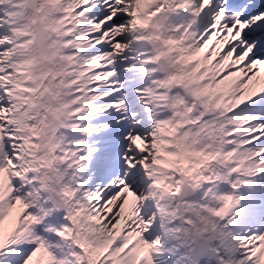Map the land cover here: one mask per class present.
<instances>
[{
  "label": "snow or ice",
  "instance_id": "snow-or-ice-1",
  "mask_svg": "<svg viewBox=\"0 0 264 264\" xmlns=\"http://www.w3.org/2000/svg\"><path fill=\"white\" fill-rule=\"evenodd\" d=\"M137 5L42 0L30 22L0 12V264H113L137 243L147 264H253L264 245V0H153L147 20ZM157 81L183 113L149 104ZM42 106L54 142L32 167L41 153L24 146H40ZM187 125L218 131L193 148ZM236 156L257 167L241 174ZM204 216L214 232L199 229Z\"/></svg>",
  "mask_w": 264,
  "mask_h": 264
},
{
  "label": "bare ground",
  "instance_id": "bare-ground-1",
  "mask_svg": "<svg viewBox=\"0 0 264 264\" xmlns=\"http://www.w3.org/2000/svg\"><path fill=\"white\" fill-rule=\"evenodd\" d=\"M42 2V0H39L38 3L40 4ZM14 4L16 5H11L10 6V9L8 10L7 12V16L8 17H11L13 20H17V19H20L22 17H24V14L26 12V10L29 12V15L27 17V20L30 22L34 17H35V14L33 13V10H29L25 4L24 1L22 0H15L14 1ZM24 27H27V24L24 25ZM156 33V32H155ZM157 34V33H156ZM170 49L172 50V55L168 58L167 61H161L158 65V71L160 69V67L164 70L163 74H165V77L167 74H170L172 71H174L175 69L172 68L171 66V61L176 59L177 56H179L181 53H180V48L183 47V45H180V44H176V45H171L169 46ZM150 52L153 53V55L158 52V51H161V49H158V48H149L148 49ZM136 57H139V56H136ZM178 68V66H177ZM63 71V70H62ZM102 75V74H101ZM91 81V77H88L87 80L84 81V83L81 84V88H84L86 87L87 83ZM158 84L159 82L157 81L156 84H154L152 87L148 88V89H152V88H156L157 90V87H158ZM174 85H171L170 87H173ZM185 91L190 95L191 92H190V89L189 88H185ZM167 92H168V89H163L162 91V94L165 95L166 97V100L164 101H161L159 98L158 100H156V97L154 96V99L156 100V105L159 104L160 108H166V109H169L168 111L172 112V113H183L184 111H179L178 109L176 108H173L172 105L175 103L173 102V97H169L167 96ZM157 93V92H156ZM86 95V93H85ZM158 97V95H157ZM81 100H83V97L81 98ZM87 107V104L84 103L82 104V108H86ZM160 110V109H159ZM90 111V110H89ZM177 117H181V116H177ZM38 119V118H37ZM38 120H41L38 119ZM173 123H175L177 121V119L174 121V118L172 119ZM38 129H39V125H38ZM170 131V129H165L164 133L161 134V138L162 139H167V132ZM184 131H187L188 132V140L187 142L193 147H197L198 145L201 144L202 140L205 139V138H197L196 134L199 132L198 129L194 130V129H191L190 128V125H187L185 128H182L181 129V132H184ZM191 139V140H189ZM35 146L31 145L30 143V138H29V143L27 144V149L25 151V154H28V153H31L32 150H34ZM68 156H71V153H68L67 154ZM243 159H245L244 157H242ZM234 159H236V166L238 167V169L240 170V173L241 174H244L246 172H248L250 169L252 168H255L257 167L256 165H250L248 163V160H246L244 163L242 162H237V159H238V156L234 157ZM178 163H182V161H177ZM31 166H33V164H35V159H33V163L31 161L28 162ZM188 167L190 168L191 167V164L188 165ZM67 171V169L65 170ZM207 175V173H205ZM61 176L63 177V174H61ZM69 179H73L72 177H69ZM258 182H264V180H261V181H258ZM220 186V185H219ZM216 188L214 187V192H227L226 191V188L222 187V189L219 190V187ZM160 197H158L159 199ZM213 204L214 206H218L216 203H215V200L213 199ZM198 220H199V228L200 229H203L205 231H215L214 229V219L211 218L210 216H204V217H198ZM163 235V234H162ZM168 237V236H167ZM165 236V243L168 244V242L170 241V237L167 238ZM135 236L132 235L129 237V239H134ZM170 243V242H169ZM257 248L259 249L255 256H254V261L253 263L255 264H264V245H258ZM64 251H66V248L64 249ZM147 249H145L141 244L137 243L135 249L133 250V252L131 253L130 257L126 260V261H121V260H116L113 262V264H147V261L144 259V257L146 256L147 254ZM166 259H170L169 257H159L158 258V261L159 260H166Z\"/></svg>",
  "mask_w": 264,
  "mask_h": 264
},
{
  "label": "rangeland",
  "instance_id": "rangeland-1",
  "mask_svg": "<svg viewBox=\"0 0 264 264\" xmlns=\"http://www.w3.org/2000/svg\"><path fill=\"white\" fill-rule=\"evenodd\" d=\"M1 1H3V0H0V3H1ZM6 1H8V0H5L4 2H6ZM148 3H150V0H148ZM138 4H143V0H138ZM1 10L2 9H0V12H1ZM119 31H123V29H121ZM161 47H162V44H161ZM161 47H160V49H161ZM159 72L163 73V70L159 69ZM156 92H157L156 88H152V89L146 88L145 96H147V98H149L148 99L149 104H151V101H153V100L156 101L157 100ZM61 94H65V92L63 91L62 86H61ZM154 96L156 97V100L154 99ZM175 99H176V97L173 99V102H175ZM138 102L142 104L143 103V99H141ZM42 107H44V111H45L46 115L43 116V117L37 116V118H39V119L41 118V120H43L44 123L43 124H39V127H40V146L35 148V152H40L41 153L40 158L37 159V165H39V167H43L45 164H47L48 160L51 159V154L48 152L47 148L44 147V145L54 142L53 138H54V132H55V126L52 123L53 116L50 114V110L46 106H42ZM154 107H158V105H155ZM176 108L179 109L180 111H185L183 106H179V107H176ZM162 110H164V109L162 108ZM173 117H174V120L177 119V120H180V121H184L186 117H191V115H185L183 117H177V116L174 115ZM193 119H194V117H193ZM153 127H155V125H153ZM194 130H196V129H194ZM198 130H199V132L196 134L197 138H205V139H210L212 137V135L215 134V131H218V129L208 128L206 126H201V128H199ZM160 136H161V134H160ZM189 140H191V139H189ZM25 149H26V147H25ZM217 164H218V167H222L223 166L222 163H220V161H218ZM33 167H36V165H33ZM48 172H51V174H52L51 177H49ZM44 178L46 180H48L49 182H52L53 178H55L56 182H59V180L62 179L60 174H58L55 169H48V171H46L44 173ZM219 187H220L219 190L222 189V187H224V188H226L227 192L230 191V189L228 188V186L226 184H220ZM58 207L64 208L66 206L63 203H61V204L58 205ZM200 230L201 231H205L203 229H200ZM208 232L212 233L214 231H208ZM168 246L171 247L172 246L171 243L168 242ZM253 264H255V263H253Z\"/></svg>",
  "mask_w": 264,
  "mask_h": 264
},
{
  "label": "clouds",
  "instance_id": "clouds-1",
  "mask_svg": "<svg viewBox=\"0 0 264 264\" xmlns=\"http://www.w3.org/2000/svg\"><path fill=\"white\" fill-rule=\"evenodd\" d=\"M131 23V22H129ZM129 29L128 28H124L123 31L127 32ZM37 71H39V69H37ZM49 84H51V81H49Z\"/></svg>",
  "mask_w": 264,
  "mask_h": 264
}]
</instances>
